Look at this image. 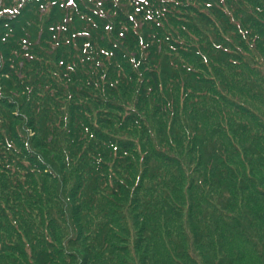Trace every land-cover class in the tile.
<instances>
[{"label": "trees", "instance_id": "1", "mask_svg": "<svg viewBox=\"0 0 264 264\" xmlns=\"http://www.w3.org/2000/svg\"><path fill=\"white\" fill-rule=\"evenodd\" d=\"M127 1L139 4L149 27L127 19L122 0H0L2 74L15 80L26 104L0 102L29 116L35 133L25 139L14 130L8 146L0 138L6 155L0 158V264H264V111L252 103L262 111L255 114L236 98L243 92H233L234 81L227 80L235 65L216 50L222 45L217 27L208 31L216 49L203 62V50L183 39L197 33L196 18H176L169 3ZM169 1L196 16L184 0ZM198 2L210 8L207 0ZM225 5L233 10L231 2ZM118 24L119 32L122 25L124 31L133 27L118 37ZM133 30L142 33L140 40ZM110 35L161 58L141 85L134 111L97 119V127L85 117L89 109L74 106V127L49 131L48 109L36 103L53 95L72 98L76 83L103 100L130 96L125 53L107 43ZM174 53L188 58L178 61ZM34 119L64 145L47 140ZM119 128L141 139L121 140ZM156 132L163 141L148 140ZM7 176H18L12 187L5 185ZM119 204L128 212L121 214ZM131 227L137 231L130 241Z\"/></svg>", "mask_w": 264, "mask_h": 264}, {"label": "rangeland", "instance_id": "2", "mask_svg": "<svg viewBox=\"0 0 264 264\" xmlns=\"http://www.w3.org/2000/svg\"><path fill=\"white\" fill-rule=\"evenodd\" d=\"M123 3L121 4V10L123 13H125V17L129 19V17L134 18V22H139L143 26V28H146L149 23V21L143 20L139 17L140 13V6L137 3H131L127 0H122ZM187 6L195 7L196 9V16L191 14L183 4L177 3V2H170L169 0H155L154 4L160 3L161 5H166V3H169V9L173 16H175L178 19H181L183 21H188L190 18L194 17L196 18L193 20L191 25H194L198 31L197 33L192 32L193 35H187L183 37V39L186 42L192 43L200 47L202 49V61H207V55L213 52L214 49H216L210 42H208V31L213 30V28H216L217 34L219 36V40L221 41V44L218 49L220 51V54H223L224 58L228 60L229 62L233 61V64L235 65V68L233 69L234 75L229 76L227 80L234 81L233 84H235V88L233 92H243V95L240 96L239 94H235L236 98L241 101L242 103H246L247 106H249L255 114L262 116V111H259L256 109L254 105L259 107L261 110L264 111V0H207L210 4V8L206 7L205 5H200L198 1L201 0H184ZM231 2V6L233 10L228 9V7L225 5L226 3ZM154 4L152 6H154ZM194 5V6H193ZM218 9L219 13H215L213 9ZM218 15L223 16L224 18H218ZM130 21H127V24H130ZM201 24H199V22ZM126 24V25H127ZM123 26L120 30V24L117 26V36L119 37L121 33H129L130 29L133 27H129L128 31H124L127 27ZM159 26V24L157 25ZM149 27V26H148ZM160 28V27H157ZM167 32H171L172 27H168ZM137 39H141L142 33L137 32L135 33L134 30L132 32ZM140 36V38H139ZM118 37H115L114 35L106 36L105 39L107 40V43L110 45H113L115 48H119L125 53V65H126V71L127 75L130 77H126L128 83H132V90L129 92V97L122 96L120 99L114 98V97H107L105 100L95 96L94 92L90 89H88L85 86H81V84L76 83V86L72 85L74 96L72 98L69 97H59L57 95H53L49 100L42 101L41 105L40 102L36 103V106L38 109L40 108H47L49 115L46 117L45 121L47 122L48 129L51 131L50 128L57 127L60 131H65L68 127L71 125L70 123V116L73 114V107L74 106H81L86 107L89 109L90 113L85 112V117L88 119V123L90 125H94L99 127V122L97 119L102 121H107V119L111 120H117L116 115L118 117H125L127 114L128 117L130 116L129 110H132L134 102L139 101V90L141 89V85H144L149 82L148 73L152 70L153 63H156L158 61V58H155L151 55L150 50H146L144 48L140 49L139 52H135L132 49L126 48V42H124L125 46H123V42L118 39ZM101 38H103L101 36ZM133 37V39L135 40ZM172 39V38H171ZM166 41V40H165ZM217 46V45H216ZM241 46H243L241 48ZM195 49V48H193ZM170 49L168 43H165V53H170ZM215 51V50H214ZM167 53V54H168ZM219 55V52H217ZM173 57L176 58V60L180 61L183 58H188L186 56H183L181 54H171ZM216 57L215 55H213ZM235 57H240L241 60L234 61ZM161 58L159 59V62H157V65H161ZM211 67V66H209ZM160 70V68H159ZM4 73V65H2V60H0V97L4 99V101L8 100L9 102L13 101L15 103H18L19 107H22L26 104V102L23 100L21 92L18 93L15 87V80H9L8 75L2 74ZM124 70L117 64V74L121 75L122 77H125L123 74ZM159 73V72H158ZM212 77V76H211ZM213 79V77H212ZM159 81L165 80V78L162 76L158 77ZM117 81H115V85H117ZM166 81V85H167ZM149 90V88H148ZM223 92L228 93V95L231 97L232 94L229 90L225 88V91ZM251 94H256L259 96V99L262 101L263 105H260L256 102L257 97L252 99L250 98L249 92ZM83 94H87V96H82ZM65 95V94H64ZM227 96V94H226ZM261 97V98H260ZM111 103L109 106L113 105H120L123 108L122 112L116 113L111 108H108L106 106V103ZM7 103V102H6ZM161 102H157L155 105L157 108H160L161 106L158 105ZM254 105H253V104ZM258 104V105H257ZM153 115L157 112L156 109H153ZM20 115L21 118H24L26 121L23 120L15 122L16 115ZM29 117V116H28ZM26 117L20 110L13 109L7 107L3 102H0V138L3 141V143L6 142L8 146V141L12 140L11 132L15 130V132L20 135L28 138V139H34L35 133L33 130L30 129L28 126V122ZM239 121V120H238ZM37 122H39V119H34L35 125L39 128V132L44 135H48V138H52L53 141L56 143L53 144L54 146H57L61 148V146L64 145L65 141L60 142L61 138H55V136L49 134L45 131L44 128L40 127ZM61 122H63V127H61ZM13 127V128H12ZM50 127V128H49ZM71 127H74V124L71 125ZM56 128V129H57ZM57 130V131H58ZM77 130V129H76ZM52 132V131H51ZM25 135V136H24ZM164 135V134H162ZM162 135H159L158 132H156L155 136L152 139H148L146 136L145 139H148L149 141H163ZM118 136L121 140H133V133L129 128H119L118 130ZM166 138H173L169 135V133H165ZM141 139L140 133H137L135 136V143L139 142ZM128 140V141H129ZM185 146V143L183 144V147ZM182 147V148H183ZM63 148V147H62ZM178 149V148H177ZM138 150V149H137ZM175 150L174 149L172 151ZM73 155H77V151H71ZM138 154H141L138 151ZM5 152L0 150V158L4 159ZM77 163L79 161V158L76 157ZM140 169V167H137V170ZM18 178V176H7L5 178V185L12 187L13 181ZM10 197V196H8ZM1 205L5 206V201L0 200ZM120 210H124L125 205L119 204L118 205ZM126 210H124L121 214H124ZM128 212V211H126ZM137 230L133 227L130 228V237L129 240H134V233Z\"/></svg>", "mask_w": 264, "mask_h": 264}]
</instances>
